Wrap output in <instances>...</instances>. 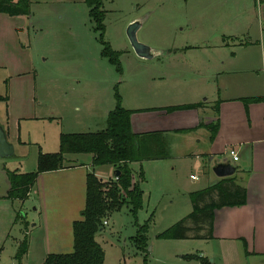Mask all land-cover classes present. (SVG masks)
I'll return each mask as SVG.
<instances>
[{"label":"rangeland","instance_id":"obj_1","mask_svg":"<svg viewBox=\"0 0 264 264\" xmlns=\"http://www.w3.org/2000/svg\"><path fill=\"white\" fill-rule=\"evenodd\" d=\"M104 8L107 11L104 32L96 29L86 0H31L30 15L18 20L21 29L13 34L8 31V21L0 26L3 27L0 34H4L0 48V95L10 93L7 88L10 79L18 82L13 87L12 105L15 112L24 116L17 126L21 140L16 141L14 155L0 157V264H41L46 255H25L21 261L16 258V239L22 238L35 223L41 227L37 235L43 230L49 236L63 233L61 247L71 246L74 235L68 233L71 230L68 218L82 219L81 210L86 204V192L77 193L78 189L63 184L64 179L54 178L47 184L43 181V185L47 190L53 189L52 193L58 192L53 195L57 200L52 197L55 207L45 210L42 216L41 210H36V204L39 205L36 192L25 199L6 198L8 171L37 170L40 152L59 151L61 132L105 129L104 108L117 106V91L124 107L125 98L137 96L140 102L150 90L176 84L173 78L154 82L153 74L191 76L189 65L171 66L174 59L171 55L150 60L138 56L128 35L130 24L141 22L138 39L142 43L170 50L204 44L206 39L218 43L237 20V15H233L237 6L226 5L222 0H104ZM103 41L122 52L121 71L104 56ZM189 59L187 56L185 61ZM259 72L262 74L261 68ZM8 102L0 100V122L8 116ZM92 102L99 109L98 120L85 125L87 114L83 111L89 112L87 108L92 107ZM173 136L181 141L178 151L186 149L185 136ZM202 158L180 159L174 172L168 168L165 189L154 190L151 196L147 194L149 202L145 206L144 200L137 219L128 207L112 211L104 218L108 224L96 236L105 251L104 264H145V258L147 264H201V260L188 256L202 252L212 258L215 242L207 246L199 239L158 238L159 233L191 212L189 196L182 184L191 188L203 186L208 171L213 174L208 153ZM245 161L242 158L239 164L245 167ZM67 162L65 156L64 166ZM191 175H198V179H192ZM111 179L117 180L115 176ZM155 183L159 189L160 183ZM34 186L37 189L41 184ZM70 206L75 207L72 215L68 211ZM150 217L148 245L141 249L138 230ZM45 224L50 227L43 228ZM69 248V252L74 251V245Z\"/></svg>","mask_w":264,"mask_h":264},{"label":"crops","instance_id":"obj_2","mask_svg":"<svg viewBox=\"0 0 264 264\" xmlns=\"http://www.w3.org/2000/svg\"><path fill=\"white\" fill-rule=\"evenodd\" d=\"M222 3L237 6L236 13L233 14L237 15V20L232 24V28L222 34L220 42L213 43L206 39L204 44L181 46L170 50L152 47L155 52V57L152 59L161 55H171V58H174L171 66L189 65L191 76L182 78L179 73V77H176L170 72L153 74L151 80L154 82L173 78L176 84L159 87L155 91L152 89L146 93L145 99H140V102L137 96L124 99V107L134 111L131 116L133 132L143 135L145 142L151 143V147L158 151L156 158L134 162L132 168L135 179L142 178L140 173L143 172L144 180L141 181V186L146 206L147 201L149 202L146 198L147 194L151 196L152 191L165 189L166 170L171 168L174 172L178 160L191 157L201 160L202 155L208 153L212 168L221 162L232 163L228 150L234 147L240 156V159L233 163L237 166L234 174L237 177L235 182L247 188L248 200L245 205L223 207L217 210L214 237L199 239L206 242L207 246H210V242H215L211 251L212 258L203 252L199 256L209 259L210 264H264V100L252 102L248 107L243 101L244 98L249 97H264V0H222ZM229 10L232 8L230 7ZM246 15L248 19L245 18ZM21 16L0 13V26L8 21V31L14 34L22 28L18 22ZM1 31L3 27L0 28ZM3 36L4 34H0V48H2ZM224 37H228L227 40ZM187 56L190 59L186 62ZM260 68L263 71L262 74L259 72ZM16 84L18 82L14 83L12 79L9 80L8 116L0 122L14 146H16V141L21 140L17 126L19 119L24 117L21 113L15 112L12 105L13 87ZM217 101H220L219 115L215 109ZM196 102H203L204 106L168 110L170 106ZM112 108L109 105L104 108L103 116L106 123ZM87 109L89 112L83 111L87 114L84 124L96 123L99 114L98 107H95L92 102V107ZM25 117L40 119L38 116L27 115ZM217 119L220 121V129L216 138L211 140V131L200 124L202 122L210 124ZM173 134L185 136L186 149L178 151L180 148L178 142L181 141L175 139ZM189 151L193 152L189 153ZM86 155L90 156L86 157ZM65 156L66 161H69L67 166L60 170L41 173L34 184L40 182L41 187L35 189L33 186L34 189L32 187L28 195L32 197L36 192L39 201V205L35 203L36 210H41L39 212L42 216L45 210L54 209L52 197L58 193H52L53 189H45L43 181L47 184L54 178L64 179L63 184L68 188L78 189L77 193L78 191L81 193L86 192L87 176L90 171L95 170L96 176L104 181L111 179V176H116V168L112 165L93 168L92 154L72 153ZM242 158L246 160L245 167L239 164ZM214 172L213 170L212 174L208 171L203 186L191 188L187 184H182L184 192L189 196L188 205L191 211L193 209L191 193L207 188L220 180L221 177ZM155 181L160 183L159 189H156ZM6 182L9 185L5 195L7 198L10 188L8 175ZM53 199L57 200L54 197ZM124 207L129 208L128 205ZM84 208L85 206L81 211ZM74 209V206L68 207L71 215ZM78 219L69 216L68 223H70L71 230L68 229V233L73 234V223ZM31 226L25 232V235H30L26 255L67 253L70 251L69 247L74 245V236L71 246L62 248L63 233L54 232L49 236L47 231L43 230L37 235V230L41 227H38L36 223ZM42 227L48 228L50 224ZM24 236L16 239L18 246ZM242 238H245L248 243L249 253L245 252Z\"/></svg>","mask_w":264,"mask_h":264},{"label":"trees","instance_id":"obj_3","mask_svg":"<svg viewBox=\"0 0 264 264\" xmlns=\"http://www.w3.org/2000/svg\"><path fill=\"white\" fill-rule=\"evenodd\" d=\"M90 7L91 17L96 29L105 31V19L107 11L104 8V0H86ZM0 13L10 16H29L31 13V0H0ZM104 35V34H102ZM227 40L228 37H224ZM103 51L111 63L116 64L118 70H122L120 57L122 52L114 50L112 46L103 41ZM8 88V87H7ZM117 106L111 110L107 117L105 129L96 132L62 133L60 136V149L54 153L40 152L37 170L27 173L8 171L10 188L8 198L25 199L30 194L38 176L41 173L65 168L66 154L88 153L93 155V168L112 165L116 172H120L117 180L104 181L96 176L95 170L87 176L86 204L83 210V218L73 223L74 251L69 253H50L46 255L41 264H104L105 251L96 240L97 234L104 230V218L112 211L121 210L128 205L131 213L137 219L139 211L144 206V191L141 186L142 178L135 179L132 163L146 158H156L158 151L146 143L143 135L133 132L131 116L133 110L121 105L122 97L116 92ZM0 100L8 101L9 93L0 95ZM264 100V97L244 98L246 106L252 102ZM204 106L203 102L170 106L168 110L193 109ZM220 101H217L215 109L219 115ZM211 131V140L216 138L220 129V121L200 124ZM7 132V131H6ZM8 135V134H7ZM236 175L223 177L207 188L191 193L193 204L192 211L164 232L159 233L158 238L165 239H211L214 237V222L217 210L223 207L245 205L248 200V191L245 186L235 182ZM152 217L138 230L137 241L141 249L146 248L147 233ZM245 252L248 251V243L242 238ZM29 249V240L26 235L19 243L16 258L21 261ZM191 259L201 260L203 264H210L209 259L199 255H189ZM147 264V258H145Z\"/></svg>","mask_w":264,"mask_h":264},{"label":"water","instance_id":"obj_4","mask_svg":"<svg viewBox=\"0 0 264 264\" xmlns=\"http://www.w3.org/2000/svg\"><path fill=\"white\" fill-rule=\"evenodd\" d=\"M141 22L135 21L128 27V35L131 40L132 46L135 49L138 56L144 59H152L155 57V52L153 48L142 43L138 39V31L141 28ZM15 153V146L9 140L6 129L0 123V157H10ZM215 173L223 178L233 176L237 171V166L231 162H221L218 163L214 168ZM120 172L116 173L118 177Z\"/></svg>","mask_w":264,"mask_h":264},{"label":"built area","instance_id":"obj_5","mask_svg":"<svg viewBox=\"0 0 264 264\" xmlns=\"http://www.w3.org/2000/svg\"><path fill=\"white\" fill-rule=\"evenodd\" d=\"M228 154L232 157V163H235L240 159L239 153L234 147H232L228 150ZM191 177L193 179H196V175H192ZM115 178L117 179L118 177L115 176ZM106 224H108L107 219L104 220V225H106Z\"/></svg>","mask_w":264,"mask_h":264}]
</instances>
